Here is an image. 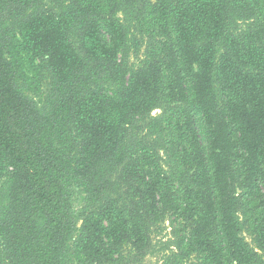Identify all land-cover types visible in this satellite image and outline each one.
<instances>
[{
	"label": "trees",
	"instance_id": "1",
	"mask_svg": "<svg viewBox=\"0 0 264 264\" xmlns=\"http://www.w3.org/2000/svg\"><path fill=\"white\" fill-rule=\"evenodd\" d=\"M148 256L264 264V0H0V264Z\"/></svg>",
	"mask_w": 264,
	"mask_h": 264
},
{
	"label": "rangeland",
	"instance_id": "2",
	"mask_svg": "<svg viewBox=\"0 0 264 264\" xmlns=\"http://www.w3.org/2000/svg\"><path fill=\"white\" fill-rule=\"evenodd\" d=\"M158 111L157 110H155V111H153V113H157ZM73 197H74V203H73V206L75 207V208H79L80 207V196H78V194H74L73 195ZM73 207V208H74ZM164 226L166 227V232H169V230H170V228H169V225H168V223L167 222H165L164 223ZM167 237L168 236H166V235H164L163 236V240H166L167 239ZM159 262H158V258H156V257H150V256H148V257H146L144 260H143V264H158Z\"/></svg>",
	"mask_w": 264,
	"mask_h": 264
}]
</instances>
